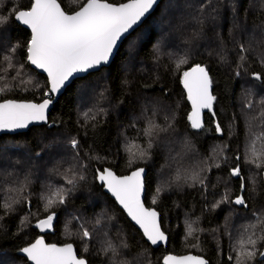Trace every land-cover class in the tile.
<instances>
[{
    "label": "trees",
    "instance_id": "trees-1",
    "mask_svg": "<svg viewBox=\"0 0 264 264\" xmlns=\"http://www.w3.org/2000/svg\"><path fill=\"white\" fill-rule=\"evenodd\" d=\"M58 1L68 13L86 2ZM126 1L108 0L113 4ZM261 2L161 0L153 14L125 39L110 66L68 86L51 109L47 125L0 136V205L12 204L11 210L0 207V264H29L17 252L40 236L36 225L52 212L54 227L44 234L46 241L73 244L89 264H113L112 253L104 251L107 242L118 248L117 260L126 264H162L168 253L203 256L209 264H235L234 249L245 227L264 217V167L257 168L246 159L257 136V149L264 148V79L253 78V73L264 77ZM0 5V12L8 15L13 5L27 8L30 0H0ZM0 32L4 33L0 61L5 54L13 55L21 73L16 81L11 80L15 71L8 74L7 82L13 87L0 93V102L50 98L47 77L25 63L30 32L15 20L0 25ZM16 44L20 47L11 54L9 49ZM241 44L249 49L243 53L244 61L240 60ZM197 64L209 71L216 98L200 130L191 128L190 107L181 87L183 72ZM5 66L0 62V68ZM21 79L31 83L20 84ZM166 116L174 128L159 134L150 158L130 165L128 149L135 152L147 146L146 118L163 127ZM72 138L80 143L79 163L73 159ZM237 164L244 191L240 179L230 175ZM74 165L86 179L78 182L65 204L46 212V198L52 191L72 187L66 184L64 173ZM137 167L147 170L144 202L160 213L169 238L166 248L151 247L96 179L98 168L127 175ZM194 172H199L204 184L192 185L185 179ZM25 176L30 183L20 191ZM226 194L230 200L245 195L248 207L234 203L214 207ZM189 224L196 229L192 236L188 235ZM84 228L92 233L91 239L83 237ZM121 240L127 248L119 247ZM261 262L264 258L257 255L250 264Z\"/></svg>",
    "mask_w": 264,
    "mask_h": 264
},
{
    "label": "snow or ice",
    "instance_id": "snow-or-ice-1",
    "mask_svg": "<svg viewBox=\"0 0 264 264\" xmlns=\"http://www.w3.org/2000/svg\"><path fill=\"white\" fill-rule=\"evenodd\" d=\"M158 3L159 0H128V2L120 4L109 3L108 0H86L81 4L78 11L69 14L63 10L58 0H30V6L27 8L13 5L8 15L0 12V25L6 26L15 20L31 30V38L26 44L25 63L34 65L35 68L46 72L50 85L49 91L56 93L65 86V82L75 73L87 72L89 69L107 63L117 42L125 37V34L129 33L141 18ZM260 7L264 8V0H262ZM0 8H3V5H0ZM8 11L7 8H4V12ZM3 35L4 33L0 32V38ZM19 47V44L13 45L9 52L15 54ZM240 51L242 53L240 60L244 61L246 57L243 53L249 49L241 44ZM0 62L6 65L0 68V82H3L0 84V93H4L11 91L13 87L7 82L8 74L15 71L16 74L11 76V80L16 81L21 73L17 69L16 63H13V55L5 54L3 61ZM184 62L181 61V63ZM261 62L264 63V59ZM19 67L23 68L24 64H20ZM253 78L257 81L264 79L259 73H253ZM182 82L192 105V112L188 116L191 128L200 129L203 127L202 109L211 110L216 99L210 91L212 80L206 67L197 64L190 70L183 72ZM19 83L29 84L31 81L21 79ZM50 103L51 98L39 104L11 99L0 102V130L24 129L28 128L30 124L40 121L49 123L46 113ZM247 107L251 108V103ZM154 115L155 112L153 111ZM146 119L148 126L143 130V135L149 138L147 146L139 147L135 152H132L131 148L128 149L131 153V158L128 161L130 165L137 159L150 158V150L156 143L159 134L174 128L171 123H167L170 120V117L167 116L165 117L166 125L163 127L156 124L151 118ZM51 124H55V121H52ZM217 131H221L219 124H217ZM259 139L260 136H257L256 140ZM256 140H253L250 145L246 159L248 163L261 168L264 167V148L258 150ZM70 145L72 149L76 150L73 159L79 163L82 160L79 155L80 143L76 138H72ZM92 159L99 160L100 158L92 157ZM236 159L239 160L240 157L237 156ZM216 166L219 167V165ZM56 171L58 172L59 169ZM69 173L71 174L69 175ZM230 175L240 179V188L244 191V177L239 164L230 170ZM144 177L145 169L142 167H137L127 176H118L111 168L96 169V179L112 193L122 208L126 210L128 216L131 217V220L139 225L147 241L151 245H157L166 241L167 237L161 230L157 211L144 206L142 200L145 190ZM64 179L66 184L72 187L67 191L64 188H57L52 191L46 198V212L56 205L65 204L66 197L71 194L78 182L85 180L86 177L78 174L74 165L64 173ZM179 179L180 177L177 176V180ZM185 179L190 180L192 185L204 184V178L200 176L199 172H194ZM27 183H30V180L28 176H25L24 182L18 190L22 191ZM252 183V191L255 192V181L253 180ZM159 192L160 189H157V194ZM153 203H155V199H153ZM222 203H234L244 208L248 207L245 195H237L234 200H230L226 194L214 207H219ZM0 207L11 210L12 204L5 203ZM54 217L55 212H52L45 219L39 220L36 226L42 230L49 229L52 227ZM108 219L111 218L108 217ZM97 223L100 221L97 220ZM260 225H264V217L258 218L256 224L245 227L244 233L234 249L235 264H250L257 255L264 257V251L260 250L261 247H264V228H260ZM258 228L259 231H257ZM194 231L196 229H193L192 225L189 224L188 235L192 236ZM82 234L84 238H92V233L86 228L83 229ZM119 247L127 248L128 245L121 240ZM19 251L25 254L27 260L31 261L32 264H87L85 259L78 258L72 244L58 247L55 244H46L42 238L19 249ZM104 251L112 253L110 259L113 260V264H126L124 261L117 260L120 253L111 242L106 243ZM228 259L233 260V257L229 256ZM163 264H207V261L200 256L178 257L168 255L164 257Z\"/></svg>",
    "mask_w": 264,
    "mask_h": 264
},
{
    "label": "water",
    "instance_id": "water-1",
    "mask_svg": "<svg viewBox=\"0 0 264 264\" xmlns=\"http://www.w3.org/2000/svg\"><path fill=\"white\" fill-rule=\"evenodd\" d=\"M126 2H128V1H126ZM126 2H124V3H126ZM160 2H161V0H159V3H158V5L160 4ZM58 3H60L59 1H58ZM110 3V2H109ZM157 5V6H158ZM157 6H154V8L152 9V10H150L149 11V13H147V14H145V16L144 17H142L141 18V20L133 27V29L132 30H130L129 31V33H127V34H125V37H123L120 41H118L117 42V45H116V47L113 49V52H112V54H111V56L109 57V60H108V62L107 63H103V64H101V65H98V66H96L95 68H93V69H89L87 72H79V73H75L72 77H70L69 78V80L68 81H66L65 82V86L64 87H62L58 92H56V93H50L51 94V103L49 104V107H48V109H47V117H48V121H49V114H50V111H51V109L53 108V106H54V104L57 102V100L59 99V97L64 93V91L68 88V86H70L76 79H79V78H81V77H85V76H87L88 74H91V73H94V72H97V71H99V70H101L102 68H105V67H108V66H110V64L112 63V61H113V59L115 58V56H116V54L118 53V51H119V49H120V47H121V45L123 44V42L125 41V39L129 36V35H131L137 28H139L142 24H143V22L146 20V19H148L152 14H153V12L155 11V9L157 8ZM62 7V6H61ZM63 8V7H62ZM64 10V9H63ZM79 10V9H78ZM77 10V11H78ZM69 14H71V13H69ZM17 24H19V25H21L22 27H24L25 29H27L29 32H30V34H31V30L27 27V26H25V25H22L21 23H19V22H16ZM31 38V37H30ZM34 70H36L38 73H41V74H43L44 76H46L47 77V73L46 72H44L42 69H38V68H35V66L34 65H30ZM195 66V65H194ZM194 66H192V67H194ZM201 66H203V65H201ZM203 67H205V66H203ZM191 69V67L189 68V69H187L186 71H188V70H190ZM207 69V68H206ZM208 73H209V71H208ZM209 76H210V73H209ZM211 78V77H210ZM48 80V79H47ZM48 84H49V82H48ZM181 87H182V89H183V91H184V93H185V96H186V100H187V103H188V105H189V107H190V110H189V115L191 114V112H192V105H191V101L188 99V95H187V90L184 88V85H183V82H182V80H181ZM49 88H50V85H49ZM210 91H211V94L213 95V85L211 84V88H210ZM214 96V95H213ZM47 99H49V98H47ZM11 100H14V99H11ZM46 100V99H45ZM16 101H23V102H33V101H24V100H16ZM44 101V100H43ZM43 101H41V102H33V103H37V104H39V103H43ZM3 102V101H2ZM213 106H214V102H213V105H212V109L211 110H209V109H202V111H201V120H202V123H203V126H204V123H205V114L207 113V112H213ZM190 122V121H189ZM48 123H45V122H43V121H40V122H34V123H32V124H30L29 126H28V128H24V129H16V130H14V131H8V130H0V136H2V135H14V134H19V133H24V132H27L30 128H32V127H38V126H42V125H47ZM190 125H191V122H190ZM203 128V127H202ZM202 128H200V129H202ZM200 129H195V130H200ZM145 169V168H144ZM136 170V169H135ZM135 170H133V171H135ZM114 172V171H113ZM132 172V171H131ZM131 172L129 173V174H127V175H130L131 174ZM116 174V173H115ZM116 175H118V174H116ZM127 175H118V176H127ZM146 176H147V170L145 169V177H144V179H146ZM262 180H263V185H264V172H263V174H262ZM97 182H98V184H99V186H101L102 188H103V191L107 194V195H109L115 202H116V204H117V206L125 213V215H126V217L129 219V221L142 233V235H143V231H142V229H140V227H139V225H137L134 221H132L131 220V217H129L128 216V214H127V212H126V210H124L123 208H122V206L118 203V201L116 200V198L112 195V193L111 192H109L108 191V189L105 187V186H103L102 185V183L99 181V180H97ZM145 195H146V181H145V190H144V193H143V195H142V200H143V203H144V206L145 207H147L146 205H145V202H144V199H145ZM147 208H149V207H147ZM151 209H154V208H151ZM154 210H156V209H154ZM157 211V210H156ZM157 213L159 214V219H160V223H161V216H160V213L157 211ZM53 227H54V219H53V221H52V227L51 228H49V229H41V228H39V227H37L38 228V230H39V232H40V236L39 237H37L32 243H34L37 239H43L44 240V242L46 243V244H55V245H57L58 247H60V246H64L65 244H56V243H48L47 241H46V239H45V237H44V234L45 233H47V232H50V231H52V229H53ZM161 230L163 231V229H162V225H161ZM165 233V232H164ZM165 236L167 237V240L166 241H164V242H160V243H158L157 245H151V243L150 242H148L147 241V238L146 237H144V235H143V237H144V239H145V241L147 242V243H149V245H151V247H153V248H159V247H164V248H166L167 247V244H168V241H169V238H168V236H167V234L165 233ZM31 244V243H30ZM29 244V245H30ZM69 244H71V243H69ZM73 245V244H72ZM28 246V245H27ZM26 247V246H25ZM73 248H74V250L76 251V247L73 245ZM262 251H264V248H263V250ZM17 254L19 255V256H21V257H23V258H25V259H27L26 258V256H25V254H23L22 252H20V251H18L17 252ZM76 254H77V251H76ZM168 255H173V256H187V255H193V256H199V255H195V254H191V253H189V254H184V255H176V254H172V253H168V254H166L164 257H166V256H168ZM77 256H78V254H77ZM164 257H163V259H162V264H163V261H164ZM200 257H202L204 260H206L207 261V264H209V261L206 259V258H204L203 256H200ZM78 258H82V257H79L78 256ZM262 258H264V257H262ZM83 259H85V258H83ZM86 260V259H85ZM28 262H29V264H32V262L31 261H29V260H27ZM87 261V260H86ZM87 264H89L88 263V261H87Z\"/></svg>",
    "mask_w": 264,
    "mask_h": 264
}]
</instances>
